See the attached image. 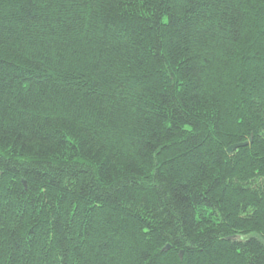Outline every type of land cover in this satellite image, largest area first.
I'll return each mask as SVG.
<instances>
[{
    "label": "trees",
    "instance_id": "16d2710c",
    "mask_svg": "<svg viewBox=\"0 0 264 264\" xmlns=\"http://www.w3.org/2000/svg\"><path fill=\"white\" fill-rule=\"evenodd\" d=\"M0 166V264H264V0H0Z\"/></svg>",
    "mask_w": 264,
    "mask_h": 264
},
{
    "label": "water",
    "instance_id": "95a60500",
    "mask_svg": "<svg viewBox=\"0 0 264 264\" xmlns=\"http://www.w3.org/2000/svg\"><path fill=\"white\" fill-rule=\"evenodd\" d=\"M249 142H251V139L249 140ZM247 145H248V143L233 145V146H231V147H229V148L227 149V153L229 154V153H231L233 150H235L236 148L245 147V146H247ZM165 249H167V247H166ZM180 255H182V252L180 253Z\"/></svg>",
    "mask_w": 264,
    "mask_h": 264
},
{
    "label": "bare ground",
    "instance_id": "6f19581e",
    "mask_svg": "<svg viewBox=\"0 0 264 264\" xmlns=\"http://www.w3.org/2000/svg\"><path fill=\"white\" fill-rule=\"evenodd\" d=\"M244 144V143H243ZM234 145H236V144H234ZM233 146V145H232ZM231 147V146H230ZM240 148H242V147H240ZM236 149H238V148H236ZM235 149V150H236ZM235 150H233V151H235ZM232 151V152H233ZM167 247V249H165ZM168 249H170V247H169V245H166L165 247H164V249H163V251H166V250H168ZM181 253V252H180ZM180 253H179V256L181 257L182 255H180Z\"/></svg>",
    "mask_w": 264,
    "mask_h": 264
},
{
    "label": "snow or ice",
    "instance_id": "6c2138e0",
    "mask_svg": "<svg viewBox=\"0 0 264 264\" xmlns=\"http://www.w3.org/2000/svg\"><path fill=\"white\" fill-rule=\"evenodd\" d=\"M0 167H2V166H0ZM0 175H2V172H0ZM244 239H246V238H245V237H241V240H244ZM239 246H240V247H243L242 244H240Z\"/></svg>",
    "mask_w": 264,
    "mask_h": 264
}]
</instances>
